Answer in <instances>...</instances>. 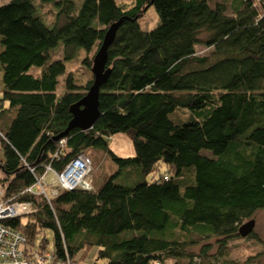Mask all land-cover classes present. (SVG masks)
<instances>
[{
	"label": "trees",
	"instance_id": "obj_1",
	"mask_svg": "<svg viewBox=\"0 0 264 264\" xmlns=\"http://www.w3.org/2000/svg\"><path fill=\"white\" fill-rule=\"evenodd\" d=\"M147 7L151 28L139 20ZM120 18L99 117L55 139ZM0 46V188L32 204L6 220L28 249L47 248L37 240L49 230L50 264L93 246L96 264H241L225 248L264 207V0H8ZM116 136L131 140L128 156L110 146ZM88 150L113 164L100 185L27 191L46 165L59 173Z\"/></svg>",
	"mask_w": 264,
	"mask_h": 264
},
{
	"label": "rangeland",
	"instance_id": "obj_2",
	"mask_svg": "<svg viewBox=\"0 0 264 264\" xmlns=\"http://www.w3.org/2000/svg\"><path fill=\"white\" fill-rule=\"evenodd\" d=\"M8 0H0V4L5 3ZM125 3H130V0H122ZM222 0H212V3L215 2H221ZM40 11L42 12L44 18L47 20L50 19L51 14L49 12V5H42L40 8ZM145 12L140 16V23L145 26L146 28H151L156 25L157 21L156 13L152 7H147ZM202 47V44H197L196 48L199 49ZM1 49V46H0ZM61 51L56 54L60 55ZM78 63H74L71 68L72 71H74L75 77L82 78L81 80L88 77V74L80 69L78 67ZM2 71L0 69V89L2 88ZM1 97V94H0ZM13 111L8 114L6 112V116L9 120H12L13 118ZM183 117L186 116V112L183 113ZM110 146L113 147L117 154L122 156H128L130 148L132 147V142L128 137L124 136H116L113 138V141L110 143ZM1 150V147H0ZM89 154L80 153L77 156H80L85 162L84 167L88 166V172L84 179L82 180L83 183L79 184V189L82 190H88L91 189L92 184L94 185V179L98 185H100L103 181L104 175H106L112 168L113 164L111 160L108 159L105 152L102 151H94V150H88ZM76 156V157H77ZM0 159H1V151H0ZM75 159V158H74ZM97 166V167H96ZM66 168V167H64ZM61 171L64 172V169ZM44 172L40 177V187L36 189L37 191H45L46 193L49 192V190L53 187L56 188V190L62 188L60 184V179L58 178V175H60L61 172H56L54 169H52L49 165H46L44 168ZM63 175V174H62ZM4 174L2 173L0 169V178L3 177ZM30 202V201H29ZM34 212V209L32 207V211L27 213L26 216L32 214ZM21 217H25L24 215ZM255 220V225L253 227L252 232L247 236H240L236 238H232L228 241V245L230 246V250L228 248H225L226 254L231 255L233 258L239 260L241 264H264V207L261 209L256 210L253 215L251 216V219ZM249 220V219H248ZM254 236H252V235ZM39 244L45 245L48 249H52V234L49 230L41 231L38 235ZM196 249V248H194ZM96 251L97 248L95 246L87 248L85 250H82L79 254H77V259L74 260L73 264H96ZM225 253V250H224ZM70 263V262H69ZM100 264V263H98ZM156 264H159L156 262ZM160 264H175L173 259L168 258L163 263ZM206 264V263H204Z\"/></svg>",
	"mask_w": 264,
	"mask_h": 264
},
{
	"label": "built area",
	"instance_id": "obj_3",
	"mask_svg": "<svg viewBox=\"0 0 264 264\" xmlns=\"http://www.w3.org/2000/svg\"><path fill=\"white\" fill-rule=\"evenodd\" d=\"M73 160L66 164L65 170L72 164ZM64 172L58 175L62 186L61 189L76 188L83 183L82 181L75 184L67 182L66 176L62 175ZM33 187L36 189L40 187V178L27 191L32 190ZM58 190L53 187L49 191L52 195L56 194ZM39 192L45 193V191ZM30 211H32L31 202L17 201L12 198L6 199L4 191L0 188V264H50L54 260V251L52 249L40 246L28 249L25 236L19 230L6 224V220L23 215L26 216Z\"/></svg>",
	"mask_w": 264,
	"mask_h": 264
},
{
	"label": "water",
	"instance_id": "obj_4",
	"mask_svg": "<svg viewBox=\"0 0 264 264\" xmlns=\"http://www.w3.org/2000/svg\"><path fill=\"white\" fill-rule=\"evenodd\" d=\"M120 23L121 18L111 23L104 32L102 41L92 57V83L88 87L86 93L78 99V101L70 105L69 111L71 113V119L69 120L64 132L56 136L55 139L65 135L70 129H90L99 117L98 99L100 88L106 82L110 73V69L106 67L107 52L109 46L114 40L116 30ZM81 159L82 158L77 156V158L72 161V164L65 170V173L74 167H78L77 165L80 162H83V159L82 161ZM254 225L255 220L250 218L239 226L238 233L240 236H247L252 232Z\"/></svg>",
	"mask_w": 264,
	"mask_h": 264
},
{
	"label": "bare ground",
	"instance_id": "obj_5",
	"mask_svg": "<svg viewBox=\"0 0 264 264\" xmlns=\"http://www.w3.org/2000/svg\"><path fill=\"white\" fill-rule=\"evenodd\" d=\"M85 160V159H84ZM83 160V162H80L77 166L78 167H74L71 170L67 171L66 173L64 172L63 175L66 176V181L72 184H75L76 182H80L84 179V177L86 176L87 172H88V166L84 167L85 165V161ZM82 161V159H81Z\"/></svg>",
	"mask_w": 264,
	"mask_h": 264
}]
</instances>
